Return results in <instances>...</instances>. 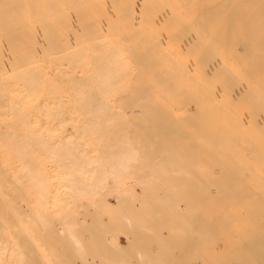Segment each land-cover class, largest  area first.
Listing matches in <instances>:
<instances>
[{
  "label": "bare ground",
  "instance_id": "6f19581e",
  "mask_svg": "<svg viewBox=\"0 0 264 264\" xmlns=\"http://www.w3.org/2000/svg\"><path fill=\"white\" fill-rule=\"evenodd\" d=\"M104 1L0 0V53L48 30L59 68L0 77V256L16 264H188L195 230L240 227L233 211L264 196V0Z\"/></svg>",
  "mask_w": 264,
  "mask_h": 264
},
{
  "label": "rangeland",
  "instance_id": "374dc122",
  "mask_svg": "<svg viewBox=\"0 0 264 264\" xmlns=\"http://www.w3.org/2000/svg\"><path fill=\"white\" fill-rule=\"evenodd\" d=\"M77 2L78 1H72V4H73L72 7H76V6L78 7L79 4H77ZM104 2L107 5H109L111 3L109 0H105ZM82 4L85 5L83 2H82ZM74 5H76V6H74ZM107 5H105V6H107ZM77 7L75 9H72L74 11L73 12L74 17L72 16V10H70L68 13L72 19H74L75 15H77V14H78V16H80L78 12L81 11V9L79 10V7L82 8V6H79L78 9H77ZM75 11H77V12H75ZM83 11H81L83 13L82 14L83 16H85L86 14L89 13V11H88V13L86 11H84V12ZM81 12H80V14H81ZM82 15H81L80 19H78V17H77L78 20L75 21V19H74L73 22L74 23L77 22V24H78V21H79V24L83 25V23H84L83 19L86 21L88 18H86V17L82 18ZM81 19H82V21H81ZM71 22H72V20H71ZM86 23H84V24H86ZM72 25H73V23H72ZM73 26L77 27V28L75 27V29L79 28V32L81 31L80 27H81L82 31H83V29H85L84 25L83 26L80 25V27H78L79 25L75 24ZM20 36L21 35L18 34L16 36H14V39L4 38V40L2 41V44H3L2 47H4V48L6 47V48L3 49V51L0 53V56H1L0 57V77L12 75V73H16V72H19L21 70L23 71L24 69H26V67H28L30 65L29 63H31L33 67L36 64H39L40 66L46 65L43 68V70L46 71L47 73L52 71V74L50 72L51 75H53V73L57 72V70L59 69L58 66H56V68L53 67V70H52L51 65L49 68V65L47 63L48 60L51 59L50 57L48 59V57L46 56V55H48V52H49L48 51L49 50L48 44H49V39H50V31H48V30L41 31L40 28L37 31L36 40L39 41L40 43H38L36 46H38L37 49L39 50V52L36 48L34 49V51L26 50L25 44L23 45V43H21L22 37L20 38ZM12 40H13V42H12ZM19 40H21V42H19ZM4 44H5V46H4ZM37 52L39 54L35 58L34 56L36 55ZM32 56H33V58H32ZM45 57H46V59H45ZM33 60H34V62H33ZM45 63H47V64H45ZM50 63L51 62H49V64ZM28 68H30V66ZM62 68L63 67L61 66V69ZM51 75H49L50 77L48 76L47 79L51 80V77L53 78V76H51ZM256 189H257V186L252 187V189H251L252 192L249 193V195H251L250 199H248L247 202L244 203V205L246 206V209L241 210V211L235 209L233 211V213L231 214L234 219H237V220L243 219L244 220V221L242 220L243 222H241V226L239 225L240 227H234V228L228 227V229H220V228L216 229L215 228L214 231L212 230L213 228L212 229L210 228V231L212 230V233H208V234L213 235V236H210V237L208 236L209 238L207 237V235H205L206 234L205 232H204L205 238H202V239L198 238L199 235L196 233H199V232H197L196 230L191 234V235H193L192 237L196 238V240H199V241H197L199 244L197 243V245H195L193 247V249H192V247H189V250H187V254L188 253L191 254V255L188 254V264H214V263H216V264L217 263L218 264H249V263L250 264H263L260 262H264L262 260V259H264V196L261 197V196H258L256 194H253V190H256ZM136 191H137V193L140 192V190L138 188L136 189ZM110 203L116 204V199L112 198L110 200ZM248 208H250L251 214L257 211L258 215L256 217L253 216V218L251 216L242 218V216L246 215L245 213L249 212V211L246 212L248 210ZM207 210H209V212ZM206 211L208 213H205ZM3 213L4 212H3L2 208H0V226L3 227L4 229H7V227H9L11 224L9 223L8 217H5L6 214H3ZM202 213H203V218H202L203 223L209 224V222H210V224H212L213 227L221 225L223 215H221L219 212H217L216 209L215 210H213V209L211 210V208L205 209L202 211ZM252 215H254V214H252ZM103 218H104V221L107 222V218L106 217H103ZM216 223H219V224H216ZM218 231H220L221 235H219L220 233L217 234ZM215 232H217V233H215ZM194 233L196 235H194ZM151 234L147 233V235H146L150 238V240L155 238L154 234L153 233H151ZM18 237H19L18 238L19 241L23 242L24 239L21 236H18ZM119 239H120L119 244L121 246L118 245L117 249L119 251H123V247H127L128 240L127 239H126L127 241L124 240L125 238H123L122 236H119ZM207 240H209V241H207ZM254 240L255 241L257 240V241L254 242ZM251 242H252L253 246H251L252 245ZM200 243H202V244H200ZM248 245H250V246H248ZM253 247H256L257 249H254ZM187 248H188V246H187ZM245 248L249 249L250 251H248ZM241 250L243 252H241ZM262 254H263V256H261ZM193 256L195 257L194 260L192 259ZM251 257H253V258H251ZM29 259H30V261L27 262L26 264H44L43 261L40 260V258H38L37 256L34 257L32 255V258H29ZM69 260H71V259H69ZM68 261H67V259H61L58 262L59 263L61 262L60 264H70V262H68ZM97 262L95 264H97ZM84 263L80 262L79 260H76V261L72 260L71 261V264H84ZM86 263L87 264H94V262L91 263L89 261H86ZM0 264H16V263L13 261V259H9L6 256H0Z\"/></svg>",
  "mask_w": 264,
  "mask_h": 264
}]
</instances>
